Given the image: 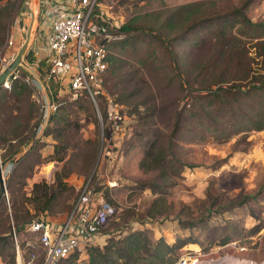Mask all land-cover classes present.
I'll return each mask as SVG.
<instances>
[{"label": "rangeland", "instance_id": "1", "mask_svg": "<svg viewBox=\"0 0 264 264\" xmlns=\"http://www.w3.org/2000/svg\"><path fill=\"white\" fill-rule=\"evenodd\" d=\"M7 1L0 0V27ZM15 1L17 6L15 3L12 6L9 34L3 42L0 32V71L13 60L19 47L16 18L23 0ZM37 1L31 0L30 6L32 29L37 23L41 25L36 47L40 41L46 44L42 22H37ZM244 1L97 0L96 14L110 26H121L133 20L137 28L123 47L113 48L108 44L109 50L113 48L111 53L117 59L118 70L109 72L105 93L122 106L121 132L98 125L90 100L84 94L58 95L53 103H63L70 120L62 138L68 145L65 159L59 162L47 158L53 152L55 140L43 136L53 111L46 107L36 139L26 145L29 146L25 151L42 139L38 149L41 159L27 173L23 186L13 180V197L18 201L32 193L33 183L47 182L56 192V198L42 217L60 222L70 212L82 182L90 178L93 187L100 189L117 212L115 219L100 230L99 243L109 236L146 229L152 240L163 236L169 244H174L178 238L189 241L177 250V255L193 259V264H263L264 130L238 134L221 142L209 137L201 126L188 123L174 144H170L172 126L188 92L208 83L214 76L211 70L200 77L198 74L205 59L216 54L217 47L214 44L198 46V41L208 35L206 31H191L189 39L183 42L173 39L176 29L169 31L161 26L173 8L187 3L206 2L204 11L211 13L232 10L242 6ZM247 15L252 21L264 22V0H252ZM28 52L24 61L41 77L37 68L47 61L37 67L34 61H28ZM13 75L33 88L39 102L51 101L49 91L30 70L19 66ZM100 97L97 96L98 102ZM154 143L169 148L167 182H163L158 169H154L153 159L147 156ZM11 167L9 164L4 170L2 194L9 214L13 205L8 185ZM56 172L61 176L63 172L68 173L62 179L65 186L57 185ZM156 196H161L165 205L162 213L149 217L147 210ZM224 239L227 241L222 243ZM27 241L34 247L26 248ZM20 242H23L20 249L24 260L34 252L36 259L32 264H41L43 251L36 237L26 231L13 233L12 230L13 247ZM85 251H81V259L76 264L85 262ZM2 261L0 264H9L7 257Z\"/></svg>", "mask_w": 264, "mask_h": 264}, {"label": "trees", "instance_id": "2", "mask_svg": "<svg viewBox=\"0 0 264 264\" xmlns=\"http://www.w3.org/2000/svg\"><path fill=\"white\" fill-rule=\"evenodd\" d=\"M209 2L215 4L213 1ZM14 3L17 6L15 0H8L1 14L2 42L9 34ZM204 3L206 2H192L173 8L161 24L162 28L169 31L176 29V32H173L175 33L173 39L183 42L189 39L191 31L193 33L206 31L205 34L208 35L198 41V46L203 48L214 44L217 47L216 54L205 59L198 74L200 77L211 70L214 76L208 83L188 92L187 99L178 110L172 126L170 140L172 145L188 123L201 126L209 133V137L221 142L228 141L238 134L245 135L251 131L264 130V22L252 21L247 15L252 0H245L242 6L232 10H215L211 13L204 11ZM96 5L97 0L94 5L95 12ZM133 22L131 20L117 27L110 26L108 22L100 23L109 27L112 33L123 36L122 39L111 43L113 48H120L128 43L134 35L132 33L136 32L137 28ZM112 49L108 55L109 68L104 89L109 72L118 70L117 59L112 55ZM27 59L29 62L34 60L31 49ZM37 72L43 78V71L40 68H37ZM49 93L55 109L49 114L43 136H50L55 140L53 152L47 158L60 162L64 161L65 150L68 148L67 143L62 142V138L70 120L68 112L66 113L67 107L60 102L53 103L58 97L56 83H50ZM83 94L90 100L95 120L100 125L94 104L86 93ZM106 102L104 96H101L98 102L105 129L111 127V121L106 113ZM43 115V103L35 98L33 88L20 77L11 76L9 88L3 85L0 87V165L37 136ZM41 145L42 139H38L30 145L27 152L13 158L11 175L9 174L8 178L13 202L10 214L6 209L4 197L0 195V260L7 257L9 264H16L12 230L13 233L24 232L31 222L47 213L56 198V192L45 181L33 183L29 196H22L18 201L17 197H13V180L16 179L17 183L24 185L25 176L41 159L38 153ZM167 149L169 148L154 143L147 152V156L153 159L154 169H158L163 182H167L169 178L166 167ZM67 176V172H63L62 176L56 172L57 185L65 186L62 179ZM99 196L104 198L100 189L94 188V200ZM163 201L161 196L154 197L147 215L153 217L156 213H162L165 205ZM226 241L227 239H224L221 242ZM188 242L186 239L178 238L174 244H169L163 236L152 240L146 229H136L122 236H109L102 246H88L86 264H172L179 258L177 250ZM22 243L19 244L20 248ZM79 255L75 252L61 264H76Z\"/></svg>", "mask_w": 264, "mask_h": 264}, {"label": "built area", "instance_id": "3", "mask_svg": "<svg viewBox=\"0 0 264 264\" xmlns=\"http://www.w3.org/2000/svg\"><path fill=\"white\" fill-rule=\"evenodd\" d=\"M95 4L96 0H38L37 22L41 21L46 28L43 31L46 44L43 46L44 42L39 43L33 61L37 67L44 60L47 61L40 69L48 91L53 82L57 84L58 95L64 92H71L75 96L86 93L94 104L101 128L103 119L97 96H104L110 128L117 133L121 132L122 106L105 93L104 83L109 68L108 44L123 36L112 33L109 27L102 24L107 20L96 14ZM30 46H33L32 42ZM9 78L4 83L7 88ZM43 106L49 110L55 109L52 101L43 102ZM116 215L115 206L102 196L94 200V187L89 178L80 185L64 220L49 221L41 217L31 222L25 231L36 237L43 251L41 264H61L71 254L98 245L100 230ZM31 247H34L33 244L27 241L26 248ZM15 253L16 264H32L36 259V254L31 252L25 261L18 244L15 245ZM192 260L183 256L172 264H193Z\"/></svg>", "mask_w": 264, "mask_h": 264}, {"label": "water", "instance_id": "4", "mask_svg": "<svg viewBox=\"0 0 264 264\" xmlns=\"http://www.w3.org/2000/svg\"><path fill=\"white\" fill-rule=\"evenodd\" d=\"M30 6L31 0H23L21 3L20 10L16 18V24L20 37L19 47L13 60L0 71V87L2 85L4 86L5 81L19 68V66H23L34 74L36 80L44 87L45 90L47 89L41 77L36 75V72L30 69L32 67L26 64V62L24 61V55L30 47V39L33 26L32 11ZM27 18H30V21H28ZM47 98L48 100H50L48 95ZM48 102L51 103V101ZM35 139L36 138H34L32 141H34ZM28 146L21 148L13 157H10L0 165V195H2L5 191L3 185L4 170L9 166L10 163L13 162V158L25 152Z\"/></svg>", "mask_w": 264, "mask_h": 264}, {"label": "crops", "instance_id": "5", "mask_svg": "<svg viewBox=\"0 0 264 264\" xmlns=\"http://www.w3.org/2000/svg\"><path fill=\"white\" fill-rule=\"evenodd\" d=\"M38 4L40 5L39 2H38ZM40 26H41L40 24H37V25L35 26V28L32 29V31H33V35H32V32H31V39H32V44H33V46H32V47L30 46V47L28 48V50L31 49V52H32L33 56H34V53L36 52V49H38L36 46L34 47V44H35V43H34V40L37 39V35H38V33L40 34ZM45 29H46V28H44V30H45ZM44 30H43V31H44ZM31 39H30V40H31ZM37 42H38V40H37ZM42 43H43V42L40 41V44H42ZM42 45L44 46V44H42ZM34 48H35V49H34ZM104 242H105V239H104V241H103L102 243H99L98 245H99V246H102V245L104 244ZM81 255H82V254L80 253V255H79V259H81V258H80ZM85 255H86V258H85V259L87 260V257H88V256H87V254H86V251H85ZM79 259H78V260H79ZM86 260H85V262L83 261L81 264H86Z\"/></svg>", "mask_w": 264, "mask_h": 264}, {"label": "bare ground", "instance_id": "6", "mask_svg": "<svg viewBox=\"0 0 264 264\" xmlns=\"http://www.w3.org/2000/svg\"><path fill=\"white\" fill-rule=\"evenodd\" d=\"M31 70H34V72H35V69L34 68H30ZM6 172V171H5Z\"/></svg>", "mask_w": 264, "mask_h": 264}]
</instances>
